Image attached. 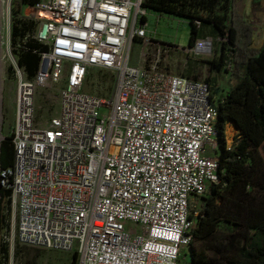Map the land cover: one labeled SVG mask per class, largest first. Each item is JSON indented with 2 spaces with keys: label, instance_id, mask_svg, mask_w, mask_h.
<instances>
[{
  "label": "built area",
  "instance_id": "built-area-1",
  "mask_svg": "<svg viewBox=\"0 0 264 264\" xmlns=\"http://www.w3.org/2000/svg\"><path fill=\"white\" fill-rule=\"evenodd\" d=\"M9 1V0H8ZM145 0H38L34 36L47 48L16 76L13 164L0 168L21 244L76 251L77 264H179L196 200L218 181L211 85L139 53ZM199 24V20H196ZM212 38L183 50L210 52ZM92 67L110 70L108 96L84 90ZM59 109L35 117L38 86L60 82Z\"/></svg>",
  "mask_w": 264,
  "mask_h": 264
},
{
  "label": "trees",
  "instance_id": "trees-1",
  "mask_svg": "<svg viewBox=\"0 0 264 264\" xmlns=\"http://www.w3.org/2000/svg\"><path fill=\"white\" fill-rule=\"evenodd\" d=\"M37 1L20 0V4L32 7ZM237 1L145 0L143 3L144 7L189 18V46L199 38V29L204 23L212 24L218 35L226 38L220 54L207 60L209 68L224 69L228 74V88L215 100L218 181L211 183L206 194L198 198L199 212L188 245L189 264H222L213 258L211 251L226 250L227 245L233 246L234 251H228L223 264H264V204L255 202V196L246 198L243 192L246 186H256V172L264 171L259 151L264 142V41L260 48L252 47L250 27L240 23L236 12ZM37 23L35 16L23 15L19 7L14 8L11 39L17 63L29 79L39 69L40 52L47 48L34 36ZM229 125L237 134L230 145L226 134ZM11 138V135L6 136L0 142V168L13 164ZM261 185L264 188V184ZM9 195V189L0 188L2 200L9 201ZM239 201L249 204L245 216L248 233L236 243L226 238L219 240L220 224L236 223V215L231 211ZM77 262L78 254L74 251L71 264Z\"/></svg>",
  "mask_w": 264,
  "mask_h": 264
},
{
  "label": "rangeland",
  "instance_id": "rangeland-1",
  "mask_svg": "<svg viewBox=\"0 0 264 264\" xmlns=\"http://www.w3.org/2000/svg\"><path fill=\"white\" fill-rule=\"evenodd\" d=\"M236 12L241 24L250 27L252 47L260 48L264 41V0H238ZM20 8L23 15L34 16L30 6L20 4V0H0V142L11 135L15 121L17 80L13 72L12 57L16 59L15 47L11 39V22L14 8ZM146 9L147 37L156 43L134 42L132 63H139V53L145 52L147 58H157L161 67H166L174 73L186 75L193 79H207L211 85V94L218 100L228 88V74L224 69L209 68L207 60L217 57L225 37L218 35L210 23H204L199 29V38L210 36L212 46L210 52L194 53L183 50L189 46L191 23L189 18L161 12L150 7ZM60 82L49 81L35 90V117L38 123L44 124L59 109ZM115 86L112 71L100 67H92L86 78V92L108 96ZM228 145L232 144L237 135L234 127L227 129ZM260 154L264 162V142L260 146ZM256 186H246V198L256 197L258 204H264V171L259 170L254 177ZM232 208L231 214L236 215L235 224L222 222L217 233L219 240L229 239L236 243L243 240L248 233L246 228V212L248 203H242ZM238 202V203H239ZM242 203V205H241ZM198 204V199L196 200ZM0 264H71L73 251H62L21 244L16 239L17 211L11 199H1L0 196ZM217 238V240H218ZM227 244V243H226ZM226 250L211 251L213 258L222 262L228 254L234 251L227 245ZM188 246L182 248L179 264H189Z\"/></svg>",
  "mask_w": 264,
  "mask_h": 264
},
{
  "label": "crops",
  "instance_id": "crops-1",
  "mask_svg": "<svg viewBox=\"0 0 264 264\" xmlns=\"http://www.w3.org/2000/svg\"><path fill=\"white\" fill-rule=\"evenodd\" d=\"M205 37H210V36L207 35V36H205ZM203 38H204V37H203ZM229 127H233V126H232V125H229L228 128H229ZM228 128H227V129H228ZM235 130H236V129H235Z\"/></svg>",
  "mask_w": 264,
  "mask_h": 264
},
{
  "label": "bare ground",
  "instance_id": "bare-ground-1",
  "mask_svg": "<svg viewBox=\"0 0 264 264\" xmlns=\"http://www.w3.org/2000/svg\"><path fill=\"white\" fill-rule=\"evenodd\" d=\"M1 138V137H0Z\"/></svg>",
  "mask_w": 264,
  "mask_h": 264
}]
</instances>
